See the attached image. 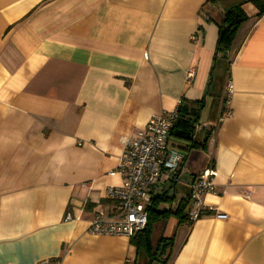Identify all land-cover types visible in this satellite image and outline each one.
I'll return each mask as SVG.
<instances>
[{
    "label": "crops",
    "instance_id": "obj_1",
    "mask_svg": "<svg viewBox=\"0 0 264 264\" xmlns=\"http://www.w3.org/2000/svg\"><path fill=\"white\" fill-rule=\"evenodd\" d=\"M207 1L0 0V264H144L130 239L88 226L112 210L104 195L121 185L109 172L122 141L200 100L195 134L204 123L215 133L185 193L211 161L213 210L191 225L156 222L152 246L171 248L151 264H264V13L223 59L233 94L222 106L224 84L209 80L218 4L234 0Z\"/></svg>",
    "mask_w": 264,
    "mask_h": 264
},
{
    "label": "built area",
    "instance_id": "obj_2",
    "mask_svg": "<svg viewBox=\"0 0 264 264\" xmlns=\"http://www.w3.org/2000/svg\"><path fill=\"white\" fill-rule=\"evenodd\" d=\"M192 41L194 37L190 38ZM193 77L188 71L186 80ZM233 94V85L226 78L222 92V106L229 105ZM172 111L152 116L146 126L138 130L131 138L122 141V153L117 166L110 171L111 176L119 175L121 185L109 187L104 199L112 204V210H98L90 221L87 232L93 236L127 237L132 238L143 230L147 224L146 208L153 197L160 196L167 182L177 181L176 173L186 159L177 146L171 144L170 133L178 118V107ZM222 114L230 112L221 108ZM221 121V118L219 119ZM215 131H212L214 135ZM183 151V150H182ZM185 162V161H184ZM214 170L210 161L199 177H194L188 184L190 210L186 224L191 225L198 218L210 213L213 209L204 202L206 195L215 194L213 183ZM71 219L66 214L65 220ZM37 264H62L59 259H45Z\"/></svg>",
    "mask_w": 264,
    "mask_h": 264
},
{
    "label": "trees",
    "instance_id": "obj_3",
    "mask_svg": "<svg viewBox=\"0 0 264 264\" xmlns=\"http://www.w3.org/2000/svg\"><path fill=\"white\" fill-rule=\"evenodd\" d=\"M218 0H208V4L216 5ZM253 8V11L249 10V5ZM222 21L218 25L217 41L214 49L212 65H216V61L219 58L225 59L227 53L230 51L239 28L250 18L258 19L264 13V0H248L243 3L236 4L225 11H222ZM213 70V67H212ZM211 70V71H212ZM203 100L195 103V107L189 110V108L181 105L178 107V118L170 133V137L176 141H180L186 145L187 150L199 149L205 150L208 139L211 136L213 127L208 125H200V130L205 131L203 139L196 141L194 139L197 128L196 124L198 119V112L203 107ZM199 109V110H198ZM185 159L182 160L180 165L181 174H187V166L185 165ZM177 190L173 195H169V191L165 190L160 196L153 197L150 200L149 206L146 208L147 212V224L146 227L137 232L132 238H130V244L135 247L138 253H143L147 256L149 264L154 261L161 260L166 248H171V243H167L164 239H160L155 246H152L150 242V236L152 227L156 222L166 220L169 217L174 218L178 224L186 221L187 214L190 210L189 195L182 193L178 201H176ZM169 258L165 259L164 263Z\"/></svg>",
    "mask_w": 264,
    "mask_h": 264
},
{
    "label": "rangeland",
    "instance_id": "obj_4",
    "mask_svg": "<svg viewBox=\"0 0 264 264\" xmlns=\"http://www.w3.org/2000/svg\"><path fill=\"white\" fill-rule=\"evenodd\" d=\"M233 2L234 3L232 4L235 5V4L240 3L241 0H234ZM218 7L221 10H224V11L227 10V8H224L221 4H218ZM221 7H223L224 9H222ZM223 61L224 60L222 58L217 59L215 63L216 65L214 66L212 72L210 73L209 81L213 80L211 88L217 87V84L219 86L220 83L224 84L225 67H224ZM187 107L191 108L190 105H187ZM194 107L195 106H192V108ZM201 138L202 136L195 134L194 139L196 141H200ZM182 145H184V143H182ZM180 152L183 154L182 150H180ZM197 156H203L202 151L198 149H191L190 152L188 153V156L185 159V164L187 165V169L189 168V174H186V173L181 174L180 178L174 184L172 182H167L165 185H163L164 190H168L170 196H172L174 191L177 190V193L175 194L176 201L180 199L182 193H185L186 191L185 184L187 180L190 178V175L196 172L202 165V159L198 160ZM140 254H141V257L143 256L142 258L144 259V264H149V260L147 259V256L143 253H140Z\"/></svg>",
    "mask_w": 264,
    "mask_h": 264
},
{
    "label": "water",
    "instance_id": "obj_5",
    "mask_svg": "<svg viewBox=\"0 0 264 264\" xmlns=\"http://www.w3.org/2000/svg\"><path fill=\"white\" fill-rule=\"evenodd\" d=\"M181 173V168L178 169L177 173H176V179L178 178L179 174Z\"/></svg>",
    "mask_w": 264,
    "mask_h": 264
}]
</instances>
